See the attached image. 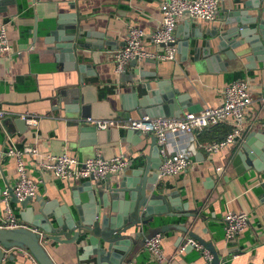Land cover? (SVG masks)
Listing matches in <instances>:
<instances>
[{
	"label": "crops",
	"instance_id": "obj_1",
	"mask_svg": "<svg viewBox=\"0 0 264 264\" xmlns=\"http://www.w3.org/2000/svg\"><path fill=\"white\" fill-rule=\"evenodd\" d=\"M232 1L222 0L212 23L190 19L188 22L192 25L188 28L183 26L185 20L180 21L175 31L176 41L183 44L192 30L207 38L213 27L222 25L221 20L226 17L225 11L230 9ZM160 8V0H0V26L6 28L12 49L10 56H0V108L4 111L7 128L12 132L8 136L0 123V217L4 216L2 193L8 187L13 188L17 180V161L6 154L10 149L34 147L41 156L68 153L79 161L98 154L104 159L122 154L127 159V166L122 172L143 164L144 157L152 155L151 135L140 134L139 140L120 128L96 129L95 132L80 134L79 127L74 125V119L80 118H74L78 117L76 113H65L62 103L56 104L54 97L57 92H71L72 96H78V110L88 107V118L129 120L140 116L131 113V117L125 119L119 111L121 97L131 91L134 83L141 87L143 83L152 82L155 76L170 80L172 89L178 94H185L189 105L199 112L218 106L222 102V90L234 81L243 80L249 84V95L255 102L246 115L242 140L214 155H208L187 140L182 146L191 152V164L184 173L163 177L159 183V192L180 195L188 211H194L195 216L180 217L179 220L175 216H156L151 226L186 225L197 237L212 243L220 255L221 264H264V150L259 148V145H264V139H261L264 135V100H261L264 99V64L254 62L253 69L245 70V60L240 64L225 57L213 61L199 56L194 60L191 53L186 55L183 52V46H176L173 61L145 59L129 62L122 73H116L111 52L124 45L130 27L142 30V44L147 51L157 53L163 50L161 45L151 43V35L161 20ZM73 12L80 19V42L85 43L84 48L77 50L74 63L65 52H58L54 44L48 42L59 16ZM255 14L254 10L248 12L249 16ZM87 32L89 35H86ZM65 33L72 31L66 30ZM102 34L112 45L99 49L102 40L98 35ZM197 45L203 47L204 41H199ZM22 115L37 117V122L27 124L28 129L19 133L13 120ZM229 130L230 124L223 122L197 134L195 138L198 143L219 140ZM252 133L260 136L251 142L260 156L254 158L258 171L254 167L249 168L244 160L236 166L232 165L234 153ZM176 144L170 141L168 149L173 151ZM40 160L42 158L23 157L25 176L36 185L35 195L46 204L51 200H58L61 204L62 197L68 200L69 187L77 183L59 180L52 172L41 170L38 166ZM212 177L213 180H209ZM38 204H32L36 210ZM15 209L13 213L19 218V209ZM229 211L245 213L248 225L235 238L226 240L223 219ZM148 228L141 227L143 235ZM161 234L162 259L149 254L142 246L130 264L204 263L203 247L179 252L188 239L186 237L179 246V237H183L181 232ZM46 250L54 264L81 263L73 245L55 246L54 242H50ZM7 255H12V260L5 256L2 264H35L20 250H11Z\"/></svg>",
	"mask_w": 264,
	"mask_h": 264
},
{
	"label": "water",
	"instance_id": "obj_2",
	"mask_svg": "<svg viewBox=\"0 0 264 264\" xmlns=\"http://www.w3.org/2000/svg\"><path fill=\"white\" fill-rule=\"evenodd\" d=\"M73 5H70L71 9ZM252 10L256 12L255 16L248 15ZM225 14L226 17L221 20L222 25L213 27L207 38L195 34L192 30L184 38L183 44L182 41H175L174 45L183 46V52L186 55L191 53L194 60L199 56L213 61L225 57L238 64L245 60L247 61V65L243 66L245 70L253 69L254 62L264 64V19H262L264 0H233ZM79 23V16L74 12L60 15L48 39L58 52H65L73 63L76 60L77 50L85 47V43L80 42L82 28ZM191 25L188 20L183 23V26L188 28ZM66 30L72 33L67 34ZM86 35L89 33L87 32ZM98 36L102 40L99 49L104 45H112L105 35ZM199 41H204L203 47L197 45ZM137 61L143 60H132L131 63ZM134 84L131 91L121 97L119 114L125 119H129L131 113H136L140 117H178L184 111L197 112L196 108L189 105V99L185 94H178L172 89L170 80L158 79L155 76L152 82L143 83L141 87L137 83ZM77 97L72 96L71 92L59 91L54 101L56 104H63L65 113L78 115L74 118L80 119H74V125L79 127L80 134L86 131L95 132L94 126L83 125L82 120L88 118L90 113L88 107H81L78 110ZM150 97L153 99H149ZM0 123L7 135L11 136L12 132L8 130L5 120H1ZM13 124L19 133L28 129L26 121L21 117L13 120ZM127 133L134 134L140 140V132L127 130ZM255 137L260 136H256L255 133L250 134L247 141L234 153L233 166L244 160L249 168L254 167L258 171L254 158L260 156L258 149L251 143ZM261 139H264V135ZM259 148L264 150V145H259ZM150 154L152 155L144 157L143 164L136 165L126 172L108 175L100 180L90 176L87 180L78 181L76 185L69 187V198L67 200L62 197L61 204L58 200H51L46 204V201L37 195L20 200L14 194L13 188L8 187L9 205L14 212L15 208L19 209L18 219L29 223L40 234L26 228H0V264L5 256L6 259L12 260L13 256L7 255L11 250L26 253L35 264H54L46 250L50 242H54L55 246H75L80 264H130L138 249L144 245L145 239L158 234L162 236L161 233L167 231H178L183 234V237H179V246L188 237L212 255L210 264H221L220 255L212 243L197 237L186 225L176 223L151 226L156 216L193 218L195 212L188 211L187 204L183 203L180 195L175 192H159L162 178L158 177V169L161 158L153 136ZM209 180H213V177ZM262 187L264 188V184ZM33 203H39L37 210ZM142 226L149 227L144 235L141 231ZM141 236L144 237L139 241ZM188 249L194 247L187 245L184 252Z\"/></svg>",
	"mask_w": 264,
	"mask_h": 264
},
{
	"label": "built area",
	"instance_id": "obj_3",
	"mask_svg": "<svg viewBox=\"0 0 264 264\" xmlns=\"http://www.w3.org/2000/svg\"><path fill=\"white\" fill-rule=\"evenodd\" d=\"M161 20L156 31L151 35L153 45H163V50L150 53L142 44L143 32L139 28L130 27L124 45L111 52L116 73H122L125 66L132 60L153 59L156 61H173L176 58L174 45L175 31L182 20L197 19L212 22L216 19L222 0H160ZM12 52L6 28L0 26V56H10ZM264 100V99H261ZM255 101L249 95V84L246 81H234L222 90V102L216 107L205 108L199 112H186L178 117H149L141 116L129 120L91 119L86 118L83 123L94 126L96 129L106 131L111 128L134 130L142 135H151L156 139L158 153L161 158L158 177H173L184 173L192 162V154L183 143L196 144L208 155H214L225 149L234 147L239 143L246 130V115ZM264 104V102H263ZM4 118V111L0 108V121ZM28 125L36 124L37 117L22 115ZM230 124L229 132L219 140L198 143L196 135L217 126L220 123ZM183 139V142H179ZM170 141L176 142L173 151L168 149ZM8 157L17 161V180L13 192L20 200L28 196H35L36 185L25 176L23 157L42 158L38 166L43 171H50L54 177L62 181L77 183L92 176L100 180L108 175L122 172L127 166V159L122 154L111 159H104L99 154L93 158L79 161L73 155L62 153L60 155L41 156L34 147L22 150L10 149ZM217 171H219L217 169ZM4 216L0 217V228L16 229L26 228L35 233L39 231L20 221L9 205L7 190L2 193ZM248 225L245 213L226 212L223 219V230L226 240L235 238L243 232ZM40 234V232H39ZM187 245L201 248L195 241L188 238L180 247L183 252ZM143 247L157 259H162V237L155 235L144 240ZM204 256L203 264H210L212 255L201 248Z\"/></svg>",
	"mask_w": 264,
	"mask_h": 264
}]
</instances>
